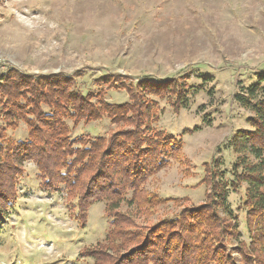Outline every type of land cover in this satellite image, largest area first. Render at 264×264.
I'll use <instances>...</instances> for the list:
<instances>
[{"label":"rangeland","instance_id":"rangeland-1","mask_svg":"<svg viewBox=\"0 0 264 264\" xmlns=\"http://www.w3.org/2000/svg\"><path fill=\"white\" fill-rule=\"evenodd\" d=\"M10 69L58 77L75 92L98 95L95 105L130 108L134 95L144 98L146 115L134 112L117 126L106 115L75 128L67 121L73 137L108 139L134 129L136 117L150 119L151 129L183 143L180 160L149 179L136 204L128 191L119 211L135 226L126 229L142 231L206 203L211 178H222L241 233L227 248L240 261L238 247L251 241L248 186L236 184L231 141L252 130L253 108L239 96L264 71V0H0V85ZM174 79L186 88L187 108L162 89ZM0 133L15 144L28 139L24 123L8 128L1 116ZM16 188L18 200L0 220V264H94L81 251L105 242L112 222L106 201L92 206L82 227L75 200L63 189L45 191L33 162L23 165Z\"/></svg>","mask_w":264,"mask_h":264},{"label":"trees","instance_id":"trees-1","mask_svg":"<svg viewBox=\"0 0 264 264\" xmlns=\"http://www.w3.org/2000/svg\"><path fill=\"white\" fill-rule=\"evenodd\" d=\"M255 78L256 82L245 89L246 94L239 96L242 103L253 108L254 116L247 120L252 130H238L231 141L238 155L236 184L248 186L245 208L251 241L249 246L238 247L240 261L227 248V242L237 240L241 233L230 212L228 186L222 178H211L206 203L186 208L176 218L142 231L119 211L129 190L133 204L138 201L135 197L145 193L149 179L172 161L180 160L183 143L174 135L154 131L150 119L142 122L136 117L132 121L134 129L117 131L108 139L72 136L67 121L75 128L106 115L117 126L133 120L134 112L146 115L149 107L144 98L134 95L130 108L101 99L95 105L93 99L98 95L91 98L75 92L65 80L36 78L15 69L2 77L0 116L8 128L17 129L24 123L28 139L15 144L0 133V220L18 200L16 185L23 165L33 162L45 191L63 189L75 200L82 227L92 206L106 201V215L112 221L107 238L97 247L81 251L94 264H264V98L257 100L264 93V71ZM143 87L154 94L148 84ZM162 87L175 93L178 104L187 108V96L183 95L186 88L175 79ZM138 205L143 206L140 202ZM131 224V229H126Z\"/></svg>","mask_w":264,"mask_h":264}]
</instances>
